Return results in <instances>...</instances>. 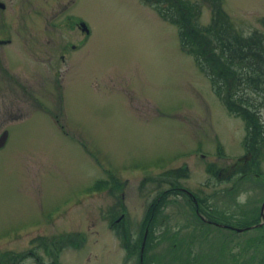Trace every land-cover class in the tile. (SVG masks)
<instances>
[{"label":"rangeland","instance_id":"374dc122","mask_svg":"<svg viewBox=\"0 0 264 264\" xmlns=\"http://www.w3.org/2000/svg\"><path fill=\"white\" fill-rule=\"evenodd\" d=\"M2 1L0 264H264L263 228L193 209L198 196L235 226L262 220L264 151H246L244 119L182 49L177 25L144 0ZM193 1L209 23L213 1ZM221 5L232 31H264V0ZM180 167L186 175L162 177Z\"/></svg>","mask_w":264,"mask_h":264},{"label":"trees","instance_id":"16d2710c","mask_svg":"<svg viewBox=\"0 0 264 264\" xmlns=\"http://www.w3.org/2000/svg\"><path fill=\"white\" fill-rule=\"evenodd\" d=\"M211 1H213L212 19L209 23L203 24L200 22L202 8L198 1L144 0L154 6L164 19L177 25L182 49L194 57L199 69L209 78L213 90L223 101L227 110L244 119L246 134L243 145L248 153H253L255 156L264 151V119L261 113V109L264 108V31L254 30L247 35L232 31L230 17L224 11L221 0ZM253 161L254 158L244 161L245 172L257 165V163L254 165ZM186 172L185 167L171 168L165 170L162 177L177 178L186 175ZM118 183L119 180L115 176L114 187ZM174 184L172 188L182 190L180 183ZM163 192L164 189L158 197L162 196ZM195 200L193 209L206 214L208 221L226 227H229L227 222L234 224L227 219L231 214L223 213L225 218L222 220L221 213L217 216L213 214L214 209L210 208L204 198L197 196ZM160 207L158 205L157 209L159 210ZM196 214L199 219H202L197 211ZM156 216V213H151L144 220L150 232L149 236H146L145 244L148 238L150 240L151 235L153 236L152 229L157 220ZM260 220V216L244 219L241 220L244 221L241 225L250 227L251 224H257ZM255 226L264 230L263 225ZM120 227H122L121 224ZM122 233L124 246L129 248L127 233L125 230ZM147 254L146 251L143 252L144 261L148 259Z\"/></svg>","mask_w":264,"mask_h":264},{"label":"flooded vegetation","instance_id":"af4514ba","mask_svg":"<svg viewBox=\"0 0 264 264\" xmlns=\"http://www.w3.org/2000/svg\"><path fill=\"white\" fill-rule=\"evenodd\" d=\"M2 1V0H1ZM4 2V1H3ZM1 6V5H0ZM2 8H5L6 7V3H4L2 6H1ZM59 14V13H58ZM61 24H62V22H60V19H56V20H54V19H47L46 21H45V27L47 28V26L48 25H51V29L53 30V29H58L59 30V26L61 27ZM45 35H47L48 36V33L47 34H45ZM2 35H0V40L1 39H3L2 37H1ZM8 40H10L11 41V38L10 37H7V38H5V40L4 41H8ZM60 42L58 43V48H59V50H58V53H59V59H57V61H63V58H64V43L63 42H61V40H59ZM46 42H47V44L48 45H50L51 46V41H49V39L48 40H46ZM0 45H1V42H0ZM44 49H46V53L45 54H47V49H48V46H45V47H43V48H40V50L42 51V50H44ZM61 49V50H60ZM30 51H31V53L33 54V50L34 49H29ZM37 56L38 55H35V57H34V59H36L37 60ZM57 65H58V63H57ZM19 87H21L22 86V84H19L18 85Z\"/></svg>","mask_w":264,"mask_h":264},{"label":"water","instance_id":"95a60500","mask_svg":"<svg viewBox=\"0 0 264 264\" xmlns=\"http://www.w3.org/2000/svg\"><path fill=\"white\" fill-rule=\"evenodd\" d=\"M0 4L3 5V3H0ZM83 29H87L88 30V28H87V26L85 24H83ZM7 136H8L7 131H4L0 135V146L4 145L6 143ZM261 213H262L263 220L259 224L264 223V202H263ZM238 229L240 230L241 228H238Z\"/></svg>","mask_w":264,"mask_h":264},{"label":"clouds","instance_id":"9594fccd","mask_svg":"<svg viewBox=\"0 0 264 264\" xmlns=\"http://www.w3.org/2000/svg\"><path fill=\"white\" fill-rule=\"evenodd\" d=\"M246 201V196H245V194H241L239 197H238V202L239 203H244Z\"/></svg>","mask_w":264,"mask_h":264}]
</instances>
